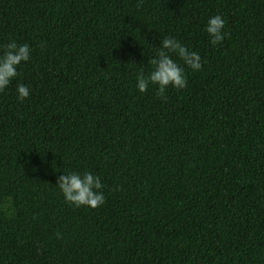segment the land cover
<instances>
[{"label":"trees","instance_id":"obj_1","mask_svg":"<svg viewBox=\"0 0 264 264\" xmlns=\"http://www.w3.org/2000/svg\"><path fill=\"white\" fill-rule=\"evenodd\" d=\"M166 35L203 67L162 101L135 77ZM9 39L32 52L0 92V264H264V0H0ZM67 169L105 203L66 204Z\"/></svg>","mask_w":264,"mask_h":264},{"label":"clouds","instance_id":"obj_2","mask_svg":"<svg viewBox=\"0 0 264 264\" xmlns=\"http://www.w3.org/2000/svg\"><path fill=\"white\" fill-rule=\"evenodd\" d=\"M143 2L144 0H137V7ZM203 30L212 46L221 44L228 36L225 20L220 14L209 16ZM31 52L32 48L28 43H18L14 39L0 44V92H4L18 76L21 63L30 60ZM148 63L151 65L150 71L145 73L143 68L137 71L135 88L143 94L148 91L150 85H155V94L162 101L167 100L165 92L169 87L178 90L186 87V69L198 72L203 67L199 52L190 50L172 35L160 39L159 46ZM15 92L17 100L23 102L30 96L31 86L17 82ZM55 186L64 202L73 207L96 208L105 203L102 179L91 171L73 169L62 171L56 178Z\"/></svg>","mask_w":264,"mask_h":264}]
</instances>
